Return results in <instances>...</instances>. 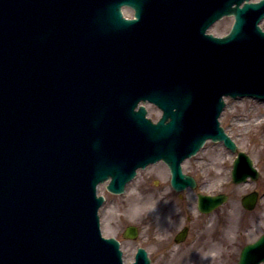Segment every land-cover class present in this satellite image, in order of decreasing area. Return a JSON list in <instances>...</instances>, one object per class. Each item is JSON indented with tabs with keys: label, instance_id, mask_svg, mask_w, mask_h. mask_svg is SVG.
<instances>
[{
	"label": "water",
	"instance_id": "1",
	"mask_svg": "<svg viewBox=\"0 0 264 264\" xmlns=\"http://www.w3.org/2000/svg\"><path fill=\"white\" fill-rule=\"evenodd\" d=\"M243 1L61 0L62 43L53 58L41 65L45 76L59 68L64 72L65 52L76 55L72 60L75 71L83 69L79 58L91 63V81H81V85H91V103L74 106L57 128L58 136L72 139V121L91 112V177H85L84 182L89 199L83 203L72 190L65 192L66 186L57 182L54 169L65 163L73 170L78 160L88 157L77 153L64 161L55 130L51 138L47 131L50 139L46 146H37L30 137L25 142L17 138L24 124L19 127L17 120L2 117L0 219L5 220L8 232L14 231L21 238L30 236L23 245L12 242L5 258L19 264L25 258L20 253L27 252L32 261L25 259V264H123L119 242L103 238L100 232L97 208L103 198L96 196L97 184L112 176L108 188L122 191L137 167L163 157L171 167L173 186L180 190L195 185L193 177L183 174L181 161L200 149L206 139H224L236 148L218 121L223 96H264V32L258 26L264 16V0L241 6ZM123 3L136 8L137 19L122 17ZM226 13L236 17L231 32L221 38L206 34V29ZM87 19L91 24V56L78 58L82 48L77 25L87 24ZM185 25L194 34L192 38H188L191 32ZM87 32L82 33L85 36ZM2 37L10 46L11 41ZM1 58L4 62L0 43ZM141 99L164 109L157 124L146 117L144 105L136 110ZM0 114L6 115L3 109ZM251 173L256 178L251 160L240 152L234 180H245ZM224 200V195H200L199 208L208 212ZM256 200L257 193H251L243 203L253 208ZM136 235L137 228L129 226L126 236ZM259 260H264V236L244 249L239 264H257ZM149 263L146 250L140 247L132 264Z\"/></svg>",
	"mask_w": 264,
	"mask_h": 264
},
{
	"label": "rangeland",
	"instance_id": "2",
	"mask_svg": "<svg viewBox=\"0 0 264 264\" xmlns=\"http://www.w3.org/2000/svg\"><path fill=\"white\" fill-rule=\"evenodd\" d=\"M125 11L129 16L133 14L129 8ZM233 21L232 16H225L210 30L223 35ZM261 26L264 28V19ZM226 101L221 124L239 149L254 158L262 170L260 179L233 183L231 170L236 154L221 141L209 140L183 162L184 171L198 183L195 190L187 189L183 198L172 188L169 168L162 161L140 169L122 194L110 192L107 182L101 183L99 194L105 197L99 210L101 229L103 235L120 240L127 263L135 260L137 248L143 246L148 250L150 264H235L240 246L264 232V100L243 97ZM146 107L153 119L161 116L157 106L146 103ZM254 188L262 197L250 211L242 206L241 197ZM197 191H225L230 199L215 212L203 215L197 208ZM130 224L139 228L134 239L124 237ZM185 225L189 227L187 238L176 243L174 235ZM238 244L236 254L231 255ZM222 253L225 259H221Z\"/></svg>",
	"mask_w": 264,
	"mask_h": 264
},
{
	"label": "bare ground",
	"instance_id": "3",
	"mask_svg": "<svg viewBox=\"0 0 264 264\" xmlns=\"http://www.w3.org/2000/svg\"><path fill=\"white\" fill-rule=\"evenodd\" d=\"M75 77H77V76H75ZM65 82H70V78H67V79H65L64 80ZM42 90V89H41ZM42 95L43 96H45V93L43 92V90H42ZM23 98L24 97H22L21 99L23 100ZM51 99H50V101H49V104H47V103H45L44 105L46 106V107H48L49 109H57L59 106H60V104H59V101H60V99H62V97H56V96H52V97H50ZM27 105V104H26ZM65 112H67L68 113V109H66L65 110ZM259 122H262V120L261 121H259ZM22 136V135H21ZM32 245L30 244L29 245V248L31 247ZM20 257L22 258V257H25L24 258V261H28L29 262V260H31L32 261V258H31V256L30 255H28V253L26 252V254L25 253H20ZM83 258H84V260H89L90 258L89 257H85V256H83ZM26 259V260H25ZM0 263H5V264H16L15 263V261L12 259V258H10V257H8V258H2L1 259V256H0ZM22 262L21 263H19V264H25V262L23 261V260H21ZM36 264H40V262H37Z\"/></svg>",
	"mask_w": 264,
	"mask_h": 264
},
{
	"label": "flooded vegetation",
	"instance_id": "4",
	"mask_svg": "<svg viewBox=\"0 0 264 264\" xmlns=\"http://www.w3.org/2000/svg\"><path fill=\"white\" fill-rule=\"evenodd\" d=\"M239 247V244L238 245H236V249L235 250H233L230 254L231 255H233L234 256V253L236 254V250H237V248ZM231 250V249H230ZM230 250H227V251H230ZM237 254H238V252H237ZM221 259H225V257H224V253H222V257H221ZM237 261H238V258H236V261H235V264L237 263Z\"/></svg>",
	"mask_w": 264,
	"mask_h": 264
}]
</instances>
